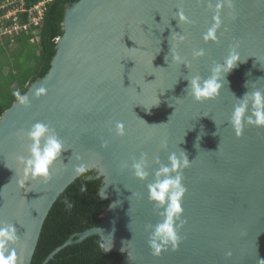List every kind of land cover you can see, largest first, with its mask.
Here are the masks:
<instances>
[{"label": "water", "instance_id": "95a60500", "mask_svg": "<svg viewBox=\"0 0 264 264\" xmlns=\"http://www.w3.org/2000/svg\"><path fill=\"white\" fill-rule=\"evenodd\" d=\"M208 3L77 0L65 7L50 67L21 94L29 103L16 99L0 116V224L16 228L6 253L14 250V264H30L46 215L83 175L75 171L81 163L93 171L86 179H101L99 198L109 205L41 264L92 235L123 255L120 264H264V126L245 123L237 135L229 122L246 92H264V0H221L215 39L205 38L217 0ZM180 10L191 23L179 21ZM233 49L239 60L221 70L219 94L195 100L188 81L210 78ZM175 52L181 60H173ZM247 101L251 115V95ZM37 122L53 129L66 150L50 179L21 186L19 158L30 155L27 132ZM118 122L124 136L115 132ZM181 151L190 161L176 221L181 240L155 255L148 240L165 206L149 199L148 185ZM142 156L144 179L132 167Z\"/></svg>", "mask_w": 264, "mask_h": 264}, {"label": "clouds", "instance_id": "9594fccd", "mask_svg": "<svg viewBox=\"0 0 264 264\" xmlns=\"http://www.w3.org/2000/svg\"><path fill=\"white\" fill-rule=\"evenodd\" d=\"M208 6L210 8L213 6L211 0H209ZM229 6H231L230 2ZM221 7V0H217L213 15L215 23H213L205 33L206 39L216 38V31L221 26ZM177 15L180 22L191 23L184 15L183 10H180ZM184 39L185 37L179 36L180 41ZM173 60H181L178 52L173 54ZM238 60L239 54L233 49L225 59L224 65L217 66L213 70L214 74L210 78L204 80L202 83L199 76L191 78L187 85L191 96L197 101L216 97L222 87V84L219 82L221 70H223L224 73H228L236 66ZM44 91L45 89L43 87L39 88L37 90V95L43 94ZM13 95L21 104L27 105L29 103V98L26 95L22 96L19 91L14 92ZM249 95H251L253 99L254 111L251 115H246L248 107L247 97ZM229 122L235 129L237 135L241 134L245 123L264 126V92L259 90L251 94L246 92L244 97L241 98V102L234 107ZM115 132L119 136L125 135L123 123H117ZM27 136L31 141L28 148L30 155L27 158H19L20 162L23 164V177L20 181L21 186L30 178H43L45 181L50 179L51 165L57 158L61 157L62 152L66 150L63 146V142L58 138L55 131L42 122L33 124L28 130ZM189 166L190 161L184 151H181L179 156L172 153L169 156V164L161 166L156 172L157 179L152 184L148 185L149 199L156 202L158 206H165L164 219L153 227L148 240V244L155 255H159L161 250L166 249L169 245L175 249L181 240L177 232L178 225L176 221L180 219V213L182 212L180 201L186 191L185 186L182 184V170ZM132 167L134 169V175L140 179L146 178L149 174L146 170V161L143 156L140 161L133 163ZM75 171L77 174H84L88 171V166L81 163L76 166ZM84 190V188L81 189V191ZM69 207H71V205H69ZM97 232L101 233L103 236L102 230L97 229ZM17 239L18 237L14 225L0 224V264H14L16 259L14 250L11 254L6 253L8 243L16 241ZM100 246L101 248L105 247L103 243H101ZM105 250L109 251L110 249ZM227 255L230 256L231 252Z\"/></svg>", "mask_w": 264, "mask_h": 264}, {"label": "trees", "instance_id": "16d2710c", "mask_svg": "<svg viewBox=\"0 0 264 264\" xmlns=\"http://www.w3.org/2000/svg\"><path fill=\"white\" fill-rule=\"evenodd\" d=\"M39 0H24L26 7ZM77 0H52L47 4L41 24L37 27L39 42L31 44L29 35L20 33L10 39L0 38V54L9 56L5 63L8 66L6 77L9 93L7 99L0 95V116L17 98L13 95L19 91L23 94L27 84L44 75L50 67V61L55 54L56 39L63 32L62 22L65 7ZM17 83L11 89L13 82ZM85 172L59 194L43 222L40 235L31 258L30 264H41L46 256L61 245L71 235L81 232L94 224L99 215L109 205V202L99 198L100 178L86 179ZM84 188V191L81 189ZM71 205V207H69ZM102 240L98 235L87 237L81 242L65 246L57 252L46 264H120L122 254L106 251L101 248Z\"/></svg>", "mask_w": 264, "mask_h": 264}, {"label": "built area", "instance_id": "2783aa9c", "mask_svg": "<svg viewBox=\"0 0 264 264\" xmlns=\"http://www.w3.org/2000/svg\"><path fill=\"white\" fill-rule=\"evenodd\" d=\"M52 0H39L26 7L24 0H0V38L10 39L24 33L29 35V42H39L37 27L41 24L47 4Z\"/></svg>", "mask_w": 264, "mask_h": 264}, {"label": "rangeland", "instance_id": "374dc122", "mask_svg": "<svg viewBox=\"0 0 264 264\" xmlns=\"http://www.w3.org/2000/svg\"><path fill=\"white\" fill-rule=\"evenodd\" d=\"M9 60V56L4 53L0 54V68H3V66L5 65V63ZM12 89V88H11ZM7 91H9L8 88V83L6 82V77L0 73V95L1 98L3 99H7L9 95V93H7Z\"/></svg>", "mask_w": 264, "mask_h": 264}, {"label": "crops", "instance_id": "0c3cea01", "mask_svg": "<svg viewBox=\"0 0 264 264\" xmlns=\"http://www.w3.org/2000/svg\"><path fill=\"white\" fill-rule=\"evenodd\" d=\"M2 72L4 74H7V72H8V66H5L4 68H2ZM10 87L12 89H15L17 87V83L14 81L13 83H11Z\"/></svg>", "mask_w": 264, "mask_h": 264}]
</instances>
